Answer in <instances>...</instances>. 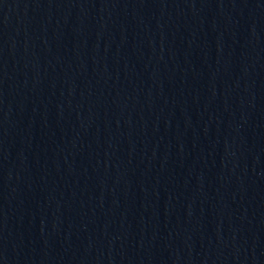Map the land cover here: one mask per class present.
<instances>
[{"label": "water", "instance_id": "95a60500", "mask_svg": "<svg viewBox=\"0 0 264 264\" xmlns=\"http://www.w3.org/2000/svg\"><path fill=\"white\" fill-rule=\"evenodd\" d=\"M0 264H264V0H0Z\"/></svg>", "mask_w": 264, "mask_h": 264}]
</instances>
